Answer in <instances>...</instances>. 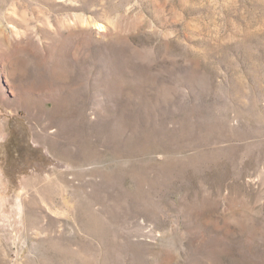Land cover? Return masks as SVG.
Wrapping results in <instances>:
<instances>
[{
	"label": "rangeland",
	"instance_id": "1",
	"mask_svg": "<svg viewBox=\"0 0 264 264\" xmlns=\"http://www.w3.org/2000/svg\"><path fill=\"white\" fill-rule=\"evenodd\" d=\"M0 264H264V0H0Z\"/></svg>",
	"mask_w": 264,
	"mask_h": 264
}]
</instances>
